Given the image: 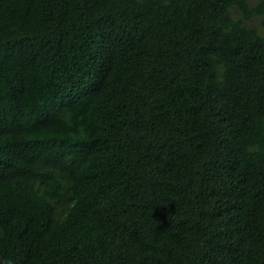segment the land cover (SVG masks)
<instances>
[{
    "label": "trees",
    "instance_id": "obj_1",
    "mask_svg": "<svg viewBox=\"0 0 264 264\" xmlns=\"http://www.w3.org/2000/svg\"><path fill=\"white\" fill-rule=\"evenodd\" d=\"M0 258L264 264V0H0Z\"/></svg>",
    "mask_w": 264,
    "mask_h": 264
},
{
    "label": "clouds",
    "instance_id": "obj_2",
    "mask_svg": "<svg viewBox=\"0 0 264 264\" xmlns=\"http://www.w3.org/2000/svg\"><path fill=\"white\" fill-rule=\"evenodd\" d=\"M0 264H15L13 258H0Z\"/></svg>",
    "mask_w": 264,
    "mask_h": 264
},
{
    "label": "water",
    "instance_id": "obj_3",
    "mask_svg": "<svg viewBox=\"0 0 264 264\" xmlns=\"http://www.w3.org/2000/svg\"><path fill=\"white\" fill-rule=\"evenodd\" d=\"M121 62H122V61H121ZM121 62H120V63H121ZM116 67H117V66H116Z\"/></svg>",
    "mask_w": 264,
    "mask_h": 264
}]
</instances>
